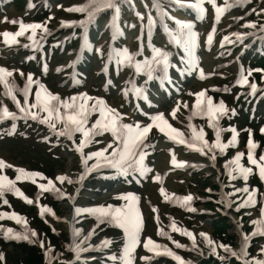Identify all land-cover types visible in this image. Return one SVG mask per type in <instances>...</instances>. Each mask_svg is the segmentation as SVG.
<instances>
[{
    "label": "rangeland",
    "instance_id": "rangeland-1",
    "mask_svg": "<svg viewBox=\"0 0 264 264\" xmlns=\"http://www.w3.org/2000/svg\"><path fill=\"white\" fill-rule=\"evenodd\" d=\"M55 1L56 0H14L12 6H5L8 8L7 10L9 14L7 19L1 20L0 32L2 29L7 31L9 29L16 28L17 24L13 20H16L18 18H28L36 23V28L33 29L35 32L33 33V30L30 32L33 33V35L29 41L25 39L21 40L25 42L26 46L27 44H31L32 40H37V44L40 45L38 48L27 46L25 47V49L17 51L15 55L10 56V58H8L6 52L4 53L3 57L0 56V66L3 65L6 69L8 67V81L12 86L14 85L13 87L17 88L16 92L20 97L22 96V94L19 89L21 87H24L27 81L31 78H39L42 84L59 90V73L54 68L59 67L63 61H69L70 58L74 56L78 46V35L81 33L82 26L90 17L91 10L87 8L88 4L82 5L80 8H77V12H72L71 15H69L67 9L63 8L60 5L52 7L53 2ZM64 1L61 0V2ZM108 1L111 5L115 4V0ZM217 1H219L220 4L218 10L223 9L225 4L228 2L227 0ZM164 2L165 0L161 2L163 3L162 5H164ZM260 4H263L262 6H264V0H250V2H247L244 5H242V2H233V8L230 9L227 13H223L220 18H217L215 24L218 25V36L220 35V33L224 32H226L225 34L232 33L231 30H235L238 27H241L245 32H250V30L246 29V27L244 26L247 20H257L256 23L258 24L259 31L252 33L245 40L234 42L231 45H226V47L224 46L226 50H224L223 52L222 48L220 47L218 53H206L208 55V59L203 63L207 66L208 69L204 83L205 88H207L208 92L211 94L220 93L217 98L215 97V100H219L222 97L221 95H223V93L228 90L230 92V94H228V107H235L236 110H239L241 103L235 106V104H237L235 102L236 99H238L239 101V98H243V102H247L250 99L248 101V104L251 103L254 99L255 106L252 107V109L254 108V117L250 118V122H252L256 118L255 121H253L254 123H251L253 127H250L249 123L246 122L248 119H245L246 121L243 122L242 119L240 120L239 114H232V112H229V118H226L222 122V137L224 138V140H230L232 132L236 130L238 131L237 139L240 138V141L242 143L241 148H243L244 150L246 149V142L249 137L248 133L250 132V130L255 127H259L260 129V124H264V110H262V107L264 105V93H262L258 97L250 98V96L247 95L246 90L241 92L234 89L236 87V85L234 84V78L237 73V62H240V64L242 62L245 68V73L249 77H252V75H254L255 77L260 75V71H258V69L260 68L259 62L263 64L264 58H262L260 61H257V59L255 60L256 56L253 55L255 54V47L252 46L255 42H257V44H260V42L262 41V39H260V28H262L264 24L260 25V17L255 15V13L252 11L253 8H260ZM121 5L122 16H120V22H124V16L128 14L125 7L127 6L128 10H131V8H134L135 5L133 4V2H131L130 4L122 3ZM30 7H34V9L31 10ZM207 7L208 9L205 12L206 17H204L200 21V23L202 24V26L200 27L202 28L200 33H203L205 31L206 25L213 22V13L210 10L211 6L207 5ZM55 9H57V11ZM54 11L58 12L57 15L53 13ZM68 15L75 24L69 30V33L73 31L77 33L73 37L71 43L69 42V40H65L64 43L61 37L64 32L62 33V30L59 28V26H55L54 21H57V23L60 24L61 21H63L64 18ZM256 16L258 17V19ZM132 19L133 16L130 18L129 23H131L132 25L130 28L131 32L134 33L133 30L136 27L132 22ZM133 38L134 36H132V39ZM151 41L156 47L165 48L166 46L164 42V36L158 31L154 32ZM128 42L129 41L125 42V44ZM244 43H251L249 46H252V50L248 51L249 54H244V46L246 45ZM41 54H45L47 59L49 60L47 64L50 65V69L46 70V73L41 72ZM63 54H65L69 59L64 60L65 56ZM258 55L260 56V54ZM22 56H24V60ZM29 59L30 67H27L25 63ZM2 60L4 62H2ZM247 60L249 62H253H251L249 65ZM100 62L101 60L95 61L97 65ZM167 65L171 68L168 67V72L161 73L162 80L160 81H165L173 78L174 72L178 68V65L173 61H168ZM122 72L123 73L118 75V77L116 78L118 80V84L111 85L114 94L117 96V100L121 103H123L125 95L123 92V83L126 82V77L130 73L127 69H124ZM173 79L176 81V86L181 84V82L179 81V76H176ZM258 83L260 84L259 81ZM153 84L148 85V88H150L146 91V103L158 105L157 101L158 99H160L159 97L163 95L164 92L160 91L159 86ZM196 85L198 84L192 81L191 84L189 83L187 86L190 88V90H193L192 88H194ZM97 87L99 88V86ZM152 93L154 94V97H152ZM65 94L68 95L69 93L65 91ZM193 94L194 93H192V95H189V93L186 92L183 95H180L179 98L181 100L175 102L174 104H172L173 100L165 102L166 104H164L163 106H159L161 112H164L167 117H170L172 122H174V119L172 118H176L179 121L184 122V120H187L189 116V114H187V112H189L188 104L191 102V97H194ZM153 99L155 100V102L152 101ZM134 110H136V108ZM171 115L174 116L171 117ZM235 120H238V122ZM239 121L241 123V127L238 126ZM236 125L240 127V130L237 129ZM9 126L10 125L0 126V160H12L13 162L18 163L19 166L24 168V170H34L36 172H40L46 178L54 179V177H56L58 174H64V182L70 190L73 189V187H70L71 183L68 184L67 182V172H71L70 160L72 158L66 156V153L63 152L62 147L54 145L51 142V145L48 146V142L45 139L43 133L39 132V130H36L33 126H26L22 123H19V126L14 129H9ZM201 126L205 131H208L207 129H205L206 127L204 126L203 122L201 123ZM3 127H8V129L3 131ZM16 129L17 131L15 132ZM242 133H244L243 136ZM258 133L259 132L257 130L255 136L256 138L260 139L262 146H264V137H260V134ZM256 138L255 140L258 141ZM43 141L47 143L45 144L43 143ZM55 143H57V141H55ZM158 149L159 148L153 150V156H151L150 158L151 162H153L152 173L147 171V173L144 174V167H142L139 171H136L134 168H132V172L130 175L126 176L120 181H117L118 183H116V186H119L121 183H123L119 186V189L122 186H125V190L119 192L115 196L120 195V198H133V195L131 196L128 192L130 189H135L136 193L137 191H139L136 196L139 199H141L140 197L147 198V196L149 195L150 197L146 199V209H148L149 211L146 210L147 212L144 214V217L146 216L147 219L149 218L148 221L151 227L150 230L153 233L155 229L154 234L159 232L170 233L175 241L182 244V246L186 241L185 238L180 235V232L184 229L191 230L195 234V236H197L198 240L202 231L210 233L213 236V225L211 224V222L214 221L217 215L210 216L207 212L208 210L215 211L216 208L209 209V205H207L208 199H199L201 197V194L205 193V191L208 190L209 184L201 186L202 180L199 181L197 179V173L195 174V171L188 170L180 172L175 176L169 172L170 176L162 182L161 177L157 176L160 175L157 172V170L159 169V166H157V162L159 163V160L162 158L167 163L169 162V158H166L165 156L166 151L164 152L162 151V149ZM10 167L12 166H7L6 168H4V170L9 171ZM167 169L169 168H166V170ZM203 171L205 174L207 173V171ZM200 173L203 174V172ZM167 174L168 172L165 173V176ZM205 174H203V179H206L205 181H209L211 184H214L213 177L207 176ZM107 181L109 182L110 180ZM95 183L97 184L98 182L95 181ZM161 183H164L163 187H160ZM254 184L258 185L257 182H254ZM107 186L108 187L104 188L107 191L106 193H109L111 192L112 187L109 184ZM24 188L32 196H35L34 188L31 186V183H24ZM102 190L103 188H99V191L97 192H101ZM175 192H177L180 196H193L194 201L192 206L195 210V213H190L187 211V209L180 208L172 204L171 201L168 200L170 199L169 196ZM7 200H9L14 206L10 202H8L7 206ZM39 200L42 204L50 205L55 209V212L58 215V219L56 218L57 220H52L49 218H45V220L38 219L34 207L21 205L8 194L2 192H0V209L2 208L8 210V208L13 207L14 210L20 211L31 223L32 228L36 231L38 236H45L44 232L46 227L53 226L55 228V239H48L49 243H51L50 246H52L54 252L52 261L49 262L46 260H41L34 262L33 264H62L64 262H67L69 261L70 256L67 255L65 251L67 240H65L66 226L63 224V220L65 218V213L67 212V210L64 206V203L56 201L54 198H51L48 195L41 196ZM261 205L262 198L260 192V207ZM216 206H220V202L216 204ZM242 216H245V214H243ZM76 218L81 221V217ZM197 230L199 231V233L196 232ZM230 230L231 228L229 229V231ZM235 241L237 242L236 239ZM252 242L253 243L251 245L252 247L250 248V253L246 254L247 248L245 250V258H254L255 260L261 261L264 258L263 247L262 245L258 244V240H253ZM33 246L40 247L37 241H33ZM225 247L227 246L225 245L224 248L221 249L219 248V246H216L217 249L215 251H212L208 248L207 245L200 244L195 250L197 253H188V256L184 258H187V260L193 259L194 264H207L211 260V258H214L213 262H217L219 264H229L230 261H233L232 264H235L236 261L234 262V256H230L229 250L225 249ZM233 248L235 249L234 252L237 255L238 252L236 246L234 245ZM107 250H112L111 254L113 255V257L110 256L111 258H108V260L113 259L114 261H116L119 257V254L116 253L117 249L108 247L101 250L105 253L101 255L107 256V254H109ZM196 254H199V256H197ZM26 255L27 262L29 257L32 259L34 257L37 258L35 254L27 249V247L22 246L21 243H11L5 241L3 238H0V264H16L17 259H23Z\"/></svg>",
    "mask_w": 264,
    "mask_h": 264
},
{
    "label": "bare ground",
    "instance_id": "bare-ground-1",
    "mask_svg": "<svg viewBox=\"0 0 264 264\" xmlns=\"http://www.w3.org/2000/svg\"><path fill=\"white\" fill-rule=\"evenodd\" d=\"M60 1L61 0H59L55 4L53 3L52 7L60 5L63 8L72 10L75 7L78 8L84 4H88L87 7L91 8L92 6H94V8L95 7L97 8L98 10V12H96L97 14L94 13L93 11H92L93 14H91V18H93L96 14L97 21L94 24L93 23L91 24L90 28L88 29V32L86 31V35H87V38L91 40L93 48H95L98 51V55L102 60L98 65L94 63L95 57L94 58L89 57L90 55H88L87 53L89 45L88 44L86 46L83 45L81 49L82 55L80 56L81 61L77 67L78 69L80 67L81 69H83V67L85 68L87 66L88 78H85L83 83H75V82L73 83L74 75L72 73V70L74 69V65H71L70 63H66V61H63L59 68V73H60L59 75L60 87L58 88L59 90H56V88H53V87L46 88L47 92L53 95V99L57 101L59 104L57 102L56 104L52 102L48 107V108H51L49 112L40 108V111H39L41 112L40 117L43 119L44 123L46 122L48 123V125L45 126V124H41L38 122L34 123V125H36L37 127H40L45 133H47V136L49 138L55 137L51 132H49V130L51 131L52 129H58V126H61V129L57 130V132H65L68 135L70 133L73 134L72 138L65 137L61 141V145L64 146L63 150L66 151L69 158L70 157L72 158L70 160L71 172H67V175H68L67 182L68 184L71 183L70 187H73V189L70 190L68 187L64 188L62 186V184H64L63 177H61L59 181L58 179L57 181L55 179L50 181L49 185L54 189V192L57 193V195L63 197L62 200L64 201V206L68 211H69V207H71L73 211L92 209L94 207L100 208V206L108 210V209H112L113 207H115V205H120L123 203L133 204L134 207H136V209L141 213L140 216H141V219H143V222L141 221V226L139 229L140 232L138 235L137 247H140L138 246L139 241H142L141 242L142 244L145 239L147 240L150 238L155 240L157 243H162V244L168 243V241L175 242V240L172 239L169 234L162 233V232L154 234L155 229L153 233L150 230L151 227L148 221L149 218L147 219L146 216L144 217V214L147 211H149L148 209H146V199L150 197L149 195L147 196V198L140 197L141 199H139L136 197L139 191H137L136 193L135 189H130L128 192L130 193L131 196L133 195V198L123 199V198H120V195L115 196L119 192L124 191L125 186H122L120 189L118 186V188L111 190V192L109 193L102 191L96 194L94 192V189L95 188L99 189L101 187L104 188V186L102 185L103 184L102 182L98 183L99 185H97L94 183V180H91L92 178L89 180V178L92 175H94V171H92L86 177L85 179L87 181L86 183L82 185L80 184V182L78 181V179L81 176L80 171L82 170V165L87 163L84 160V158L88 156L89 154H92L95 152H101L106 147H107V151L114 149L117 146V140L115 137H113L106 131L104 130L99 131L96 127H94V124L96 123V120H97V114H96L95 109L92 108L93 114L80 127L74 130L70 128L64 122L62 111L60 109V105L61 103L67 102V96L64 93H62L63 91H66V90H68L69 95L80 96L82 99H86L90 105L94 101L101 100V103L104 106V108L110 109L111 111H114L117 114V116L120 118L121 126L123 125V126H129V127H132V126L136 127V126H141V125L143 126L145 124L151 125L146 135L147 137L152 128L156 129L155 125L152 124L151 120L147 117L148 114L146 116L138 117V115L136 114V111L137 109H140L142 111L148 112L149 114H154L159 109H156L153 106H148V105L145 106L144 104L143 105L140 104V101L137 95L135 94L134 96V93L136 91L139 92L140 95L142 96L146 92L145 91L146 87H147L146 90H148L147 84L149 83L145 85H142L140 83L142 81V80L140 81V79L144 78L145 76L143 75L144 77H136L141 74H138V72H136L135 67H133L134 72L130 76H128V79H127L128 82L125 84L127 86V90L125 91V97H124L123 103H119V101L117 100V96L114 94L113 89L110 87L111 85L110 82H112V85L113 84L116 85L117 79L115 78V76H116L117 69L119 68L123 69V65L121 63L122 53H127L128 51L130 53L129 55L135 56V58L138 61L147 62L149 60H153L152 53L153 51H155V49H151L149 44H147L148 47H146L145 45L147 43V40L149 39L148 35L151 30L154 31L155 29H159L161 31L163 29H168V36H170L169 32L172 34V32L174 31L176 33L175 37L183 41L182 43L180 42L181 43L180 45L179 44L176 45L174 41L169 40L167 38L165 40V43L167 45V48L165 49L166 51H163V50L161 51L162 61H156V62L160 64V62H163L166 59L173 57L174 58L173 61L180 62V65H181L178 68L179 71H181V75H179V78H182V80L185 79V83H186V82H190L189 80L187 81L186 79L187 77L191 75L192 80L198 79L197 81L199 82V85L202 87L203 85H201L200 82L201 81L204 82V78L202 79L201 76H197V73H196L199 67L195 68L194 74L188 75L185 73L184 63H183V61L186 60L184 53L190 50V48L187 45V41H188L187 34L190 30H192V27H194L193 24L194 22H196V19L186 14V11L189 10V7H191L188 5L189 4L193 5L194 3L197 2V0H166L167 6H161L159 3V1L161 0H134V2L136 1L135 4L139 6L140 11L145 10L144 14H142L141 20L139 21H137L136 15H138L140 11L138 10V13L134 15L135 17L132 22L134 24L136 23V27H137L134 33H132L128 29V26L125 22H119L120 16H122V5L121 4L115 3L114 4L115 9L112 8L111 13L104 15L103 9L108 8L110 5L108 4L107 0H91V1L90 0H67V1L63 0L64 2H60ZM121 1L125 4H128L132 0H121ZM180 2L184 4H188V5L182 6L179 4ZM0 3L3 4L4 0H0ZM211 5L213 6L212 12L214 13L217 2L216 1L211 2ZM7 9H8L7 7L0 6V22L2 19L8 18L9 13ZM125 9L128 14L124 16L125 18L124 20L126 19L130 20V17H132L133 13H131V11L128 10L127 6L125 7ZM55 10L57 11V9ZM56 11H54L53 13L57 15L58 12ZM150 13H151L150 15L151 19H149ZM68 18L69 16L65 17L64 20L62 21L63 28L69 26L67 22L70 20ZM14 21L18 25H20L21 23L24 25L31 23V21H28V19L26 18H18ZM172 21H177V23H173ZM54 23H55V26H60V24L57 23V21H54ZM212 28L216 30V27L212 23H209L208 25H206L204 32L206 31L208 32L206 33V35L202 36V38L204 40L207 39L209 45H212V47L214 48L216 43H218V45H220V43L222 44V36L224 35V33H220L221 37L219 36L218 38H216L217 33L209 32L210 29ZM95 29H97L96 33L91 34L90 32H93ZM4 31H5L4 29L1 30L0 39L3 37V34L5 33ZM118 31H120L119 35H123V37L120 38V36L118 35L117 40H119V42H114L115 35ZM241 34H239V32L235 33L233 39L239 40L240 38L238 35L242 37L243 35ZM165 35H167L166 32H165ZM132 36H134L133 40H135L134 48L131 47ZM68 37L69 36L67 35V33L63 35V38L65 39ZM138 37H141V39ZM215 38L219 39V42L217 41L215 42ZM14 41L15 43H12V44H4L2 42V46L5 48H4V51H2L3 47L2 46L0 47V56L4 52H7V53L15 52V50L20 47L18 46L19 45L18 41L16 39H14ZM127 41L129 42L126 43L127 45H125V42ZM226 41H228V38H226ZM196 43H199L197 37H196ZM22 46L24 48L25 44H22ZM199 50L202 52L201 54H203L204 52H207L208 47H205V48L201 47L199 48ZM212 50H213V53L217 52V49H212ZM77 52L78 50L76 51L75 55H77ZM63 55L65 56L64 60H66L67 58L66 55L65 54ZM178 55H180L181 61L178 59L179 58ZM196 56H197L196 64H199L200 62L208 59L207 57L208 55L206 53L200 57V62L198 60V53ZM74 58L75 57H71V59H74ZM154 61L155 60H153V62ZM186 64L187 66L192 65V63H188L187 60H186ZM201 68L202 67H200V69ZM202 69H203L202 70V74H203L204 72L207 71L206 65H204ZM151 72L153 73V71ZM163 72H168V68L164 70ZM107 73H109L108 76H107ZM28 83L33 84V85L34 84L40 85V81L38 78L30 80ZM97 86H99V88ZM201 87L195 89V93L198 92L201 89ZM173 88H169L168 90V92L170 93L169 95L170 99L172 96H173L172 99L176 97L178 98L179 96V94L178 95L175 94V91ZM187 90L188 88L184 87L183 91L187 92ZM4 92H5V89L0 84V97L1 95L4 96ZM29 92L30 90L27 89L26 86L22 89L23 98L19 99L18 106L14 104L13 109L15 111L18 112L17 109L22 108L25 112H32V111H35V113L38 112L37 108H34L32 105H30L26 101V98ZM190 93H192V91H190ZM223 99L224 100L226 99V95L223 97ZM152 101L155 102L154 99ZM6 107H7V101H4L3 99L0 98V111ZM53 108H56L55 112L53 111ZM135 108L136 110H134ZM188 109H189V112H187V114L190 115L191 108L188 107ZM55 114H57L56 121L53 120ZM189 118H190V123L189 125H187L186 130H188L187 134L189 136H192V134L196 130H198L200 122H198V120H196L195 116L193 115L189 116ZM164 119L166 120V117H164ZM178 121L179 120H176L175 123H178ZM173 125L177 126V124H174V123ZM178 125H180V123ZM156 132H154V134L151 133L152 134L151 136L149 134L150 138L146 145L142 144L139 146L140 149L144 151L147 150L145 152V155L143 154L141 156L142 160L144 161L142 162L144 169H145L144 173H146V171H149L147 170L148 167L152 166L153 162H151L150 160V155H152L151 152L157 148H159L158 150L162 149V151L164 152L166 151L165 156L166 158H168L169 156L170 161L172 158V160L175 159V161H182L187 164H190V163L200 164L202 162L198 158H195L192 156L189 157L188 152L194 151V150L184 149L179 144L177 145V144L171 143L167 141L163 135L159 134L158 132L156 134ZM85 137H88L90 139V143L88 147L78 152V149L80 147V141L82 138L84 139ZM162 138H164L166 141ZM157 166H159L158 167L159 169L157 170V172L160 174L157 176L161 177L162 182L170 176V173H172L175 176L176 174L181 172V169H178V167H172V170H170L171 168L168 167V162L166 163L162 158L159 160V163L157 162ZM166 168H169V169L166 170ZM205 168L212 169L209 166H205ZM110 170L111 169L109 168L108 165H103L99 168V171H101L102 175H108L107 172H109ZM167 172L168 174L165 176V173ZM218 173H219L218 175L220 176L222 174V171ZM28 179H34V175L28 176ZM163 186H164V183H161L160 187H163ZM73 194H76L77 196L75 197L74 200H71V197L73 196ZM174 195L175 197L179 196L178 194H175V193ZM178 202L180 201L178 200ZM82 214L85 215L83 216L84 219H82L81 221H78L77 219L72 218L71 215L68 212H66L65 219L63 220V224L66 226L68 231H71L70 233L72 235H74L76 232H81V234L84 233V235H81L80 237H84L85 235L91 234L92 232L94 234L93 238L90 240V243L93 240H96V243L91 244V249L87 251L86 253L81 254L77 258L78 264H84V262H89L88 264L102 263V261H99L101 259L99 251H95L94 248L96 246H99L100 242L102 241L105 242L103 247L109 245L108 241H106V239L109 237L114 239V242L111 243V245L115 244V247L120 245L121 249L130 251V249L127 247L128 242L124 238L123 234L121 233L119 229L112 226L110 223H109L110 227H108L102 221L100 223L96 222L97 220H95L89 213L84 212ZM142 228H144V230ZM4 229L5 228L2 227V230ZM197 232L199 233V231ZM37 240L44 247L49 246V243L45 239V237H41V238L38 237ZM200 241L206 242V244L210 247V244L213 243V238L211 236H208L207 232L202 231ZM189 243L190 242H188V245ZM194 243L197 244V241L195 240ZM86 246H88V243L84 245L82 248ZM212 247L214 248V246ZM136 252H137L136 255L130 253L128 257L129 262H127V264H176L173 260L167 257L162 256V257L153 258V256L147 254L146 250L144 252L145 255H143V250L141 251L136 250ZM151 259H155V260H151ZM110 262L112 264H118L116 261H110ZM193 263H194L193 259H190L186 262V264H193Z\"/></svg>",
    "mask_w": 264,
    "mask_h": 264
},
{
    "label": "trees",
    "instance_id": "trees-1",
    "mask_svg": "<svg viewBox=\"0 0 264 264\" xmlns=\"http://www.w3.org/2000/svg\"><path fill=\"white\" fill-rule=\"evenodd\" d=\"M34 262H35V260L29 257V263L33 264Z\"/></svg>",
    "mask_w": 264,
    "mask_h": 264
}]
</instances>
